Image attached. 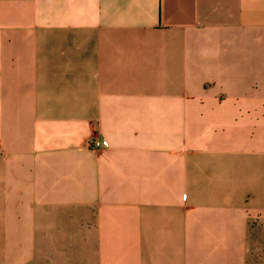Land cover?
<instances>
[{
  "label": "crops",
  "instance_id": "1",
  "mask_svg": "<svg viewBox=\"0 0 264 264\" xmlns=\"http://www.w3.org/2000/svg\"><path fill=\"white\" fill-rule=\"evenodd\" d=\"M0 264H264V0H0Z\"/></svg>",
  "mask_w": 264,
  "mask_h": 264
},
{
  "label": "built area",
  "instance_id": "2",
  "mask_svg": "<svg viewBox=\"0 0 264 264\" xmlns=\"http://www.w3.org/2000/svg\"><path fill=\"white\" fill-rule=\"evenodd\" d=\"M89 147L91 149H96L99 150L102 148L103 144L101 142V140L97 137H92L88 143Z\"/></svg>",
  "mask_w": 264,
  "mask_h": 264
}]
</instances>
